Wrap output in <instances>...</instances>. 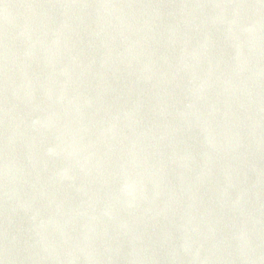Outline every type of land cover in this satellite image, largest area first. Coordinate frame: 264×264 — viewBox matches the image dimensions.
I'll return each mask as SVG.
<instances>
[{
  "label": "water",
  "instance_id": "95a60500",
  "mask_svg": "<svg viewBox=\"0 0 264 264\" xmlns=\"http://www.w3.org/2000/svg\"><path fill=\"white\" fill-rule=\"evenodd\" d=\"M0 264H264V0H0Z\"/></svg>",
  "mask_w": 264,
  "mask_h": 264
}]
</instances>
